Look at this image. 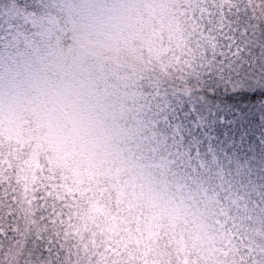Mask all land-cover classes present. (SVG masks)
<instances>
[{"label":"trees","instance_id":"obj_1","mask_svg":"<svg viewBox=\"0 0 264 264\" xmlns=\"http://www.w3.org/2000/svg\"><path fill=\"white\" fill-rule=\"evenodd\" d=\"M217 1L214 12L210 7L216 2L211 0H138L136 5L152 14L161 40L164 25L172 22L167 10L161 13L164 4L172 6L171 12L188 4L183 24L199 23L198 31L212 34V69L175 75L146 69L133 84L145 139L150 140L145 150L158 144L175 161L170 172L181 182L174 190L167 175L157 176L129 162L124 169L130 170L129 178L115 184L114 194L109 180H100L97 163L96 149L115 144L106 130L96 140L83 142L92 147L69 151L62 137H45V145L25 135L11 119L6 129L0 109V241L16 249L14 258L0 252V264H97L109 244L113 255L123 253L130 264H175L176 240L182 242L184 254L217 264V249L197 222L192 203L195 184L215 186L217 174L227 181L220 188L225 197L226 190L234 189L247 201V214L236 208L229 219L217 221L231 224L221 233L224 243L231 246L235 241L232 251L264 247L236 224L255 237L264 231V0ZM34 3L0 0V32L23 27ZM193 37L182 48L168 34L169 44L161 51L179 63L191 49L200 50L193 46L200 40ZM201 50L207 55L206 46ZM161 135L178 136L177 153L170 151L169 141L156 143ZM104 155L119 159L116 151ZM41 157L53 167L45 158L37 164ZM157 225L167 233L164 239ZM220 251L229 255L228 247Z\"/></svg>","mask_w":264,"mask_h":264},{"label":"clouds","instance_id":"obj_2","mask_svg":"<svg viewBox=\"0 0 264 264\" xmlns=\"http://www.w3.org/2000/svg\"><path fill=\"white\" fill-rule=\"evenodd\" d=\"M128 3L137 5L138 0H35L23 27L0 32L4 126L7 129L11 119L25 135L38 137L45 145V137H62L69 151L92 147L83 142L96 140L101 130H106L115 144L96 149L100 154L97 163L100 180L107 178L114 194L115 184L129 178L130 170H124L129 162L157 176L167 175L174 190L181 182L170 172L175 161L165 156L158 144L145 150L150 140L145 139L139 96L133 84L146 69L172 75L212 69V38L202 41L207 55L195 51L177 63L171 55L162 53V46L169 44L168 34L165 31L161 40L158 25L146 8H133L131 19H115L121 4ZM44 99L50 101L47 108L41 103ZM105 151L118 152L119 159L105 156ZM133 155L135 160L130 159ZM217 178L215 186L196 183L192 203L197 222H202L204 234L217 249L213 259L231 264L238 257L232 251L236 242L226 245L221 236L231 224L217 221L229 219V212L236 208L247 214V201L234 189L226 190L225 197L220 188L227 181L219 174ZM125 207L122 205V209ZM236 224L253 236L254 242L264 245V231L255 237L250 229ZM225 247L227 256L220 251ZM0 252L14 258L16 249L0 241Z\"/></svg>","mask_w":264,"mask_h":264},{"label":"snow or ice","instance_id":"obj_3","mask_svg":"<svg viewBox=\"0 0 264 264\" xmlns=\"http://www.w3.org/2000/svg\"><path fill=\"white\" fill-rule=\"evenodd\" d=\"M136 5L134 3L121 4L119 8L120 15L115 17L117 20H128L131 19L132 9L135 8ZM117 9L114 7L113 11ZM61 38L57 36V41ZM42 105L47 108V105L50 103L48 99H44ZM58 103V101H57ZM3 108V100L0 99V109ZM124 192L121 190V195ZM158 231H160V238L164 239L167 236L166 232L162 231V226L157 225ZM172 241L169 240V246H171ZM175 243L178 247L175 249L176 258L175 264H207V261L202 260L200 257H193L191 252L185 253V248L182 246V242L180 240H176ZM235 253L238 254V257L234 259L231 264H264V247L259 250L253 251L251 249L245 251L241 248H236L234 250ZM104 255L97 261V264H130V262H126L123 259V253L119 256L113 255L112 245H106L104 249ZM165 264H173L172 260H168ZM217 264H222V262L218 261Z\"/></svg>","mask_w":264,"mask_h":264},{"label":"rangeland","instance_id":"obj_4","mask_svg":"<svg viewBox=\"0 0 264 264\" xmlns=\"http://www.w3.org/2000/svg\"><path fill=\"white\" fill-rule=\"evenodd\" d=\"M173 1L175 2V0H172V1L171 0H167L168 3H171V2L174 3ZM184 1L186 2L188 0H184ZM207 1H208V4H209L210 3V0H207ZM211 1L213 3L216 2V4H215V6H214L213 9H211L212 7H210V10H212V12H214V9H216L219 6V2L217 0H211ZM170 7H172V6H170ZM170 7L167 4H164L163 9L162 10L160 9L161 10V13H162V11H166L167 10V12L169 14H171V16H172V17L169 16L171 18V21L172 22L168 23V25H164V29L167 30L166 32H167V34H169L170 39H173V41L175 43L179 44L182 48H184L185 44H189V40H190L191 37L194 36L195 31H198V28H199V23L198 22L199 21L201 22V20L203 18H201L200 20H197L196 19V21H194V22H197L198 24L192 23L191 25L185 26L183 24L184 21H182V17L184 16V13L186 12L187 8L190 9V7L188 6V4L184 6V8L185 7H187V8H185V9L184 8L183 9H181V8L179 9L178 8V9L172 11V12L170 10ZM156 10L157 9L155 7L152 8V11L155 12ZM179 23H182V25H178ZM198 32L199 33H197L196 37H193V38H197V40L198 39L200 40L199 43H197L199 45V47H197V44H195V43L193 44V46L196 47V48H200V47L202 48V46H201L202 45V41H204V40H206L208 38H212V34L211 35L205 34V32L203 31V29H201ZM254 37L257 39V36L256 35ZM256 39L254 40L255 42H257ZM201 48H200L199 51H202ZM190 53L194 54V52L192 51V49L190 50ZM260 60H264V58L261 57ZM167 119L168 118L166 117L165 118V121H167ZM177 137H178L177 135H176V137L175 136H173V137H167L166 135H161L159 137V141H158V139H156V143H160V144L163 145V144H165V143H167L169 141L170 151H174L175 150V153H177V150H179V147H180V142L177 139ZM36 148H38V146ZM44 158L47 159L46 160L47 162H49L48 161V158H46V157H44ZM44 158L41 157V158H39V160L37 158L36 159L37 160V164H41V162L45 163L44 162V160H45ZM49 164H50V167L49 168H52L53 167V164L50 163V162H49Z\"/></svg>","mask_w":264,"mask_h":264}]
</instances>
